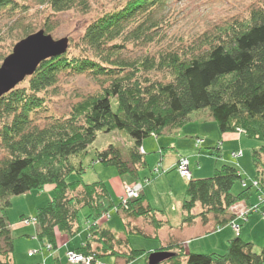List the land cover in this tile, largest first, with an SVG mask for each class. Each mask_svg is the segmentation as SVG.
I'll return each mask as SVG.
<instances>
[{
    "label": "trees",
    "instance_id": "16d2710c",
    "mask_svg": "<svg viewBox=\"0 0 264 264\" xmlns=\"http://www.w3.org/2000/svg\"><path fill=\"white\" fill-rule=\"evenodd\" d=\"M115 1L71 45L79 53L68 48L44 60L33 75L0 98V264H13L7 215L11 198L49 184L54 185L52 200L37 209L35 218L38 238L53 248L58 232L74 237L83 230L80 211L85 207L89 237L77 248L85 256L119 257L129 264L146 253L131 245L130 236L158 238L160 229L169 225L163 211L147 204L143 194L115 204L103 181H83L85 168L75 157L85 153L100 132L124 130L134 143L128 154L110 144L96 152L95 161L115 166L121 174L135 173L146 163L141 152L144 139L172 134L193 121L195 112L207 111L204 119L214 120L221 132L242 130L261 142L252 159L254 178L264 187V1L245 19L233 18L189 42L166 45L135 59L125 56L129 45L149 46L165 38L169 0ZM25 2L0 0V14L24 8ZM38 2L54 13L91 10L90 0ZM44 28L52 32L50 22ZM6 32L0 30V40ZM34 32L25 28L20 39ZM156 72L163 79L152 77ZM71 73L91 75L101 90L83 96L68 113L56 115L50 112L49 101L59 93L62 76ZM209 150L221 156L220 146ZM73 172L79 178L68 181ZM243 180L238 166L228 162L217 165L209 177L189 180L181 203L182 225L207 223L212 217L215 227L228 224L230 207L248 202L258 190L249 184L236 192L235 185ZM114 207L121 215L124 237L98 223ZM138 219L152 225L155 235L136 225ZM158 249L174 253L158 264H264V245L256 252L255 245L240 235L229 241L224 253L188 252L175 238Z\"/></svg>",
    "mask_w": 264,
    "mask_h": 264
},
{
    "label": "rangeland",
    "instance_id": "374dc122",
    "mask_svg": "<svg viewBox=\"0 0 264 264\" xmlns=\"http://www.w3.org/2000/svg\"><path fill=\"white\" fill-rule=\"evenodd\" d=\"M263 1L169 0L165 15L170 26L165 28V38L159 44L149 46L129 45L125 50V56L140 58L166 45L189 42L215 25L233 18H247L250 11L262 5ZM116 2L90 0L91 10L88 13H82L77 9L54 13L38 0H26V7L1 13L0 30L3 33L8 30L9 32L0 40V65L4 57L12 52L14 45L21 40L25 28L32 27L36 32L43 29L48 22L52 27L50 34L55 39L69 37L70 51L79 53L71 45L82 38L87 26L94 19ZM152 77L163 79L164 76L156 72ZM100 90L101 85L87 73L66 74L59 83V93L52 96L49 101V110L56 115L66 114L83 96ZM115 106L114 103V108ZM206 113L204 110L195 112L192 115L193 121L176 129L172 134L160 136L153 134L144 139L141 152L146 163L135 173L121 174L115 166H105L95 161L96 152L110 144L117 145L123 154H128L134 141L124 130L100 132L87 151L75 157L83 162L85 168L82 174L83 181L85 183L103 181L115 204L120 202L123 194L125 196L127 192L125 184L133 185L139 182L145 185L143 195L146 203L154 209L163 211L162 218L168 221L169 225L160 229L158 238L151 239L139 234L130 236L134 248L144 250L146 253L151 251V255L175 238L183 243L188 252L224 253L229 241L240 235L243 240L255 245L256 252H261L264 245V187L254 178L256 171L252 159L254 148L261 142L247 137L242 130L221 132L214 120L204 119ZM197 137L204 139V142L201 143ZM196 144H199V147ZM213 146H220L219 158L211 154L209 148ZM2 154L0 150V157ZM183 156L189 157L192 179L209 177L217 165L228 162L238 166L244 178L241 183L235 185L236 192L241 186L246 187L249 184H253L258 190L248 202L241 200L230 207L229 215L232 219L224 226L215 227L217 220L213 217L207 223L196 220L191 225H182L181 203L189 183V180L181 177L182 173L178 170L180 165L178 162ZM78 178L77 172H73L69 175L68 181ZM53 190L54 185L49 184L41 191L34 190L11 198L7 215L14 240L13 264H125L123 258L113 256L96 258L90 255L92 259L87 263L72 256L71 253H77V248L84 246L89 237L87 207L80 211L83 230L76 236L70 237L58 232L57 246L52 249L46 241L38 238L36 212L39 207L46 206L51 201ZM245 211H250V214L246 215ZM98 223L112 229L119 236H125L121 215L114 208L109 214H105V217L100 218ZM135 224L147 235H155L154 227L142 219L136 220ZM146 253L129 264H150Z\"/></svg>",
    "mask_w": 264,
    "mask_h": 264
},
{
    "label": "water",
    "instance_id": "95a60500",
    "mask_svg": "<svg viewBox=\"0 0 264 264\" xmlns=\"http://www.w3.org/2000/svg\"><path fill=\"white\" fill-rule=\"evenodd\" d=\"M69 44V37L55 39L44 29L17 42L0 67V98L33 75L44 60L66 53ZM172 255L169 251H155L149 256V263L158 264Z\"/></svg>",
    "mask_w": 264,
    "mask_h": 264
},
{
    "label": "built area",
    "instance_id": "2783aa9c",
    "mask_svg": "<svg viewBox=\"0 0 264 264\" xmlns=\"http://www.w3.org/2000/svg\"><path fill=\"white\" fill-rule=\"evenodd\" d=\"M201 141L202 143V140H199ZM179 169L182 170L181 173H182V176L184 177H188L190 178L191 177V171H190V167H189V159L185 158V157H182L180 159V165H179ZM138 188L135 187L134 185H126L125 187V190L127 191L125 196H124V199H123V202L126 203L129 199H132V198H137L139 197L140 195V191H139V188L142 186V183H138ZM245 214L247 215L248 213L245 211ZM244 214V215H245ZM238 232V231H237ZM72 256L74 255L75 259L77 260H83L84 262H90V259H92V256H85L83 254H80V253H71ZM70 254V255H71ZM87 257V258H86ZM88 259V260H87Z\"/></svg>",
    "mask_w": 264,
    "mask_h": 264
},
{
    "label": "bare ground",
    "instance_id": "6f19581e",
    "mask_svg": "<svg viewBox=\"0 0 264 264\" xmlns=\"http://www.w3.org/2000/svg\"><path fill=\"white\" fill-rule=\"evenodd\" d=\"M14 47H15V45H14ZM14 47H13V49H14ZM13 49H12V51H13ZM12 53V52H11ZM7 57V56H6ZM6 57H4V59L6 58ZM4 59H3V61H4ZM3 61H2V63H3ZM0 67H1V65H0ZM29 77V76H28ZM27 78V77H26ZM26 80V79H25ZM24 80V81H25ZM24 81H22V82H24ZM22 82H20V83H18L14 88H16L17 86H19ZM13 88V89H14ZM157 136V135H156ZM197 139H199V140H202V142H204V139H201L200 137H198ZM199 144H196V146L197 147H199L198 146ZM183 157H185V158H187V159H189V157H187V156H183ZM179 164H180V161L178 162ZM189 163H190V160H189ZM179 166V165H178ZM178 170L181 172L182 170H180L179 168H178ZM181 177H183V178H185V179H187V180H191L192 179V172H191V177L190 178H188V177H184V176H182L181 175ZM142 182H144V180L142 181ZM139 182H135L133 185L134 186H136L137 188H138V184ZM144 189H145V185L143 184L140 188H139V191H140V195H141V193L143 194L144 193ZM124 195V194H123ZM121 196V201L123 202V199H124V196ZM140 195H139V197H140ZM138 198V197H137ZM133 199V198H132ZM136 199V198H135ZM52 200V199H51ZM128 202V201H127ZM126 202V203H127ZM124 203V202H123ZM114 210H116L117 211V207H114ZM248 214H250V211H246ZM103 217H105V215L103 216ZM164 220V219H163ZM166 221V220H165ZM151 239H153V237H150ZM53 247H52V245L50 246V249H52Z\"/></svg>",
    "mask_w": 264,
    "mask_h": 264
}]
</instances>
